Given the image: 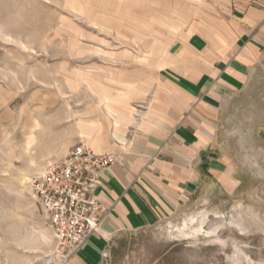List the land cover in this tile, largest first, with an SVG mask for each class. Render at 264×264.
I'll list each match as a JSON object with an SVG mask.
<instances>
[{"label":"rangeland","instance_id":"obj_1","mask_svg":"<svg viewBox=\"0 0 264 264\" xmlns=\"http://www.w3.org/2000/svg\"><path fill=\"white\" fill-rule=\"evenodd\" d=\"M235 12L234 0H0V264H62L31 176L76 145L79 118L88 127L158 83V59L188 35L228 38ZM260 46L238 89L204 109L210 168L197 190L121 232L107 264H264Z\"/></svg>","mask_w":264,"mask_h":264},{"label":"crops","instance_id":"obj_2","mask_svg":"<svg viewBox=\"0 0 264 264\" xmlns=\"http://www.w3.org/2000/svg\"><path fill=\"white\" fill-rule=\"evenodd\" d=\"M234 9L228 38L222 29L213 36L193 32L174 54L158 59V83L149 91L128 94L125 104L88 127L79 118L72 142L115 156L96 190L110 212L99 233L62 264H107L121 232L157 222L197 190L210 168L203 151L212 121L204 109L218 110L238 89L264 42V0H234ZM72 147L46 159L63 158Z\"/></svg>","mask_w":264,"mask_h":264},{"label":"built area","instance_id":"obj_3","mask_svg":"<svg viewBox=\"0 0 264 264\" xmlns=\"http://www.w3.org/2000/svg\"><path fill=\"white\" fill-rule=\"evenodd\" d=\"M115 161L109 153H97L83 142L63 158L44 160L30 178L34 199L56 240L62 263L97 235L109 207L96 190L100 173Z\"/></svg>","mask_w":264,"mask_h":264},{"label":"trees","instance_id":"obj_4","mask_svg":"<svg viewBox=\"0 0 264 264\" xmlns=\"http://www.w3.org/2000/svg\"><path fill=\"white\" fill-rule=\"evenodd\" d=\"M205 166H207L208 164H204Z\"/></svg>","mask_w":264,"mask_h":264}]
</instances>
